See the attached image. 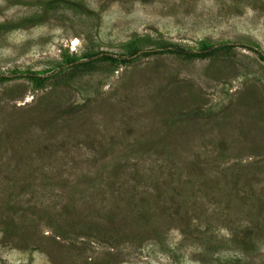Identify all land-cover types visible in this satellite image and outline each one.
Returning a JSON list of instances; mask_svg holds the SVG:
<instances>
[{"label":"rangeland","instance_id":"obj_1","mask_svg":"<svg viewBox=\"0 0 264 264\" xmlns=\"http://www.w3.org/2000/svg\"><path fill=\"white\" fill-rule=\"evenodd\" d=\"M0 264H264V0H0Z\"/></svg>","mask_w":264,"mask_h":264}]
</instances>
